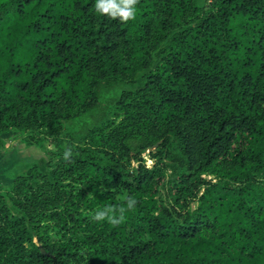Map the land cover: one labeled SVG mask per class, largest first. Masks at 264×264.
I'll list each match as a JSON object with an SVG mask.
<instances>
[{
	"label": "trees",
	"instance_id": "1",
	"mask_svg": "<svg viewBox=\"0 0 264 264\" xmlns=\"http://www.w3.org/2000/svg\"><path fill=\"white\" fill-rule=\"evenodd\" d=\"M96 2L0 0V134L69 143L0 193V264H264V0Z\"/></svg>",
	"mask_w": 264,
	"mask_h": 264
},
{
	"label": "rangeland",
	"instance_id": "2",
	"mask_svg": "<svg viewBox=\"0 0 264 264\" xmlns=\"http://www.w3.org/2000/svg\"><path fill=\"white\" fill-rule=\"evenodd\" d=\"M207 2L208 0H198L202 5ZM0 141V193L8 191L16 177L27 174L33 167L31 165L37 164V168L40 169L42 166L39 162L42 159L51 166L59 164L62 159L57 155V150L69 147L64 134L34 135L30 131L24 132L23 129H11L1 133ZM143 160L146 167H152L153 160L149 155H144Z\"/></svg>",
	"mask_w": 264,
	"mask_h": 264
},
{
	"label": "clouds",
	"instance_id": "3",
	"mask_svg": "<svg viewBox=\"0 0 264 264\" xmlns=\"http://www.w3.org/2000/svg\"><path fill=\"white\" fill-rule=\"evenodd\" d=\"M134 4L135 0H97L95 7L101 13L127 21L135 15Z\"/></svg>",
	"mask_w": 264,
	"mask_h": 264
}]
</instances>
